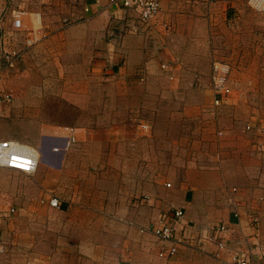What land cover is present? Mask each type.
<instances>
[{
    "label": "crops",
    "instance_id": "crops-1",
    "mask_svg": "<svg viewBox=\"0 0 264 264\" xmlns=\"http://www.w3.org/2000/svg\"><path fill=\"white\" fill-rule=\"evenodd\" d=\"M235 4H237L235 0L213 2L210 0H162L158 12L144 27L138 26L137 33L123 32L121 33L123 35H118L119 38H117L116 29L113 30L115 35L108 32L110 31L108 25L114 22L113 16L125 18L126 21H123L120 26L128 24L130 27L133 26V20L135 21L134 12L124 11L118 1L111 3L109 0H0V34H13V43L17 46H21L27 34L35 40L17 63V67L0 74V97L6 92L12 71L26 66L27 63L29 69L36 68V65L42 62L46 65L54 64L60 72L76 69V77L79 71L78 75L85 78L91 86L99 85L100 79L103 78V82L113 86L112 91H119L118 86H123L125 92L128 86H136L140 82L144 86H159V90L164 92L161 95L165 98L190 102L193 97L190 89L183 88L191 80L188 69L207 66L211 70L209 61L195 53L206 55L205 48L216 46L218 43L224 44V50L236 45L232 48L234 57L229 56V58L242 65L241 69L247 70L249 67H257L250 66V60H252L251 63L255 60V57L250 54L264 52V37L260 34L261 26H253L257 29L256 33L253 32L251 37L242 39L241 44L240 42L235 44L231 34L223 31L219 25L222 23L226 25V22L236 19L231 16V7ZM85 7L87 10L84 9ZM217 8L224 10L225 14L221 19L225 20V23L208 28L207 23L211 22L210 19ZM16 11L22 12L19 17L23 29L20 31H17L13 24ZM261 19L264 20V17ZM253 21L261 20L253 19ZM219 31H223L220 37L217 34ZM201 38L205 48L200 47ZM225 54L221 56L223 58L215 60L230 63ZM162 63L167 64L168 69H162L160 67ZM258 63L260 64L259 60L257 65ZM170 64L174 73V78L172 75L168 76L170 79L173 78L171 81L166 80V78L169 79L168 77L160 75L162 73L160 68L164 71L171 70ZM261 65L263 66L259 68H264L262 60ZM133 73L141 75L142 80L139 77L135 81L131 76ZM251 81L254 82L249 80ZM166 84L175 90L168 93L165 89ZM165 93H168L167 96ZM210 95L212 97L214 94L212 95L210 91ZM76 97L65 96V99H70L74 103L77 99L82 101L79 96ZM232 100L240 102L241 105L246 101L252 102L254 92L245 93L242 89ZM18 103L5 105V101L0 98V113L19 111ZM186 109L187 114H192L190 104ZM127 116L131 115L126 113L123 118ZM236 116L246 121L252 118L250 124L254 128L259 126L263 129L262 133L264 132V123L255 120L257 115L246 113L238 116L236 113ZM166 117L170 116L167 114ZM171 117L168 128L173 134L176 129L173 125V116ZM119 122L120 119L118 121L113 119L110 124L108 123V128L104 129L105 132L111 131L113 135L126 132L128 128L122 130L121 126L125 125ZM159 123H162L160 119ZM259 127L256 133H260ZM84 130L83 128L79 131L80 139ZM153 130L151 129V133L147 134L150 137L148 139L150 144L153 140L157 143L167 142L161 136L158 142L157 136L154 138ZM65 140L66 136L63 134L42 136L43 143L40 148H45V159L42 160L45 166L42 170L37 169L35 174L31 175L32 178L39 180L43 172V178H57L56 180L59 181L65 179L66 182L68 175L77 170L78 165H82L81 171L85 172L84 166L89 165L85 159L77 156L67 157L64 153L65 148L62 147L53 150L52 146H63ZM117 141L118 138L112 139V144L116 147ZM257 142L258 150L263 151L246 155L243 153L245 148L233 146L234 144L231 145L229 142H221L219 146L222 152L217 153L212 162L205 165L193 162L183 169L174 170L167 177L171 180H167L170 181L167 182L169 186L163 184V181L156 182L155 186L150 187L149 194H143L149 200L132 201L133 208L127 212V216L132 219L121 220L118 215L126 210H121L110 199L106 206L93 208L96 213L108 215L106 219L99 218L100 223L97 227V229L106 230V235L100 233L92 237L74 235L71 236L72 238L65 237L62 233L66 227L56 223L57 234L60 236L49 235L36 238L33 235L35 226H31L33 221L29 219L22 223L18 218L13 225L15 237L10 240L11 242L0 241L2 245L0 264H25L26 262L116 264L118 261L121 264H237L233 259L235 256L246 258L250 262L264 263V142L260 140ZM255 145L251 144V148ZM20 181L14 182L11 188L14 193L12 203L19 206L18 210L23 213L30 212V215L32 212L36 213L38 209L44 212L50 211V208L45 205L43 207L32 205L36 183ZM2 195L0 191V210L3 208ZM50 196H53L52 193H47L40 202L47 203ZM26 197L30 198V203L26 201L22 204ZM50 207L62 210L65 204ZM80 208L83 209H80L81 211L89 209L85 205ZM172 208H182L184 211V217L176 227L179 235L185 236L186 242L179 245L178 252L173 256L161 258L157 256V252L169 243L162 240L157 242L154 236L140 235L138 227H146L154 222L158 212ZM220 226H223L224 230L219 231ZM24 229L29 230L26 236L22 234ZM218 242L223 244L222 248L218 247ZM75 245L80 247L73 248Z\"/></svg>",
    "mask_w": 264,
    "mask_h": 264
},
{
    "label": "rangeland",
    "instance_id": "rangeland-1",
    "mask_svg": "<svg viewBox=\"0 0 264 264\" xmlns=\"http://www.w3.org/2000/svg\"><path fill=\"white\" fill-rule=\"evenodd\" d=\"M235 1L237 4L231 7V16L236 19H232L224 25L222 22L225 23V20H222L221 17L225 12L217 8L214 16L210 19L211 22L207 23L208 28L222 23L219 25L223 31L231 34L235 44L238 42L241 44L242 39L251 37L253 32L256 33L257 29L253 27L256 25L261 26L260 34L264 37V20L261 19L264 17V12L256 11L250 7L249 0ZM213 18L218 20L215 21ZM253 19L261 21H253ZM134 25L135 32L133 33H137L138 26H145L139 23H134ZM108 26L109 28L114 26L117 33L123 32L125 28L120 24ZM223 31L217 33L219 37ZM108 32L111 35L114 34L112 30ZM115 36L119 38L118 35ZM200 42V47H204L202 38ZM235 46L226 48L225 52L224 44L218 43L210 48L209 46L204 47L206 55L195 53L209 61L210 66L213 60L220 59L225 53L228 56L230 63L226 62H228L230 70L228 71L227 84L231 92L219 105H214L213 96L210 97V91L213 95L210 80L211 70L207 66L188 69L191 80L183 88L190 89L193 96L190 102L165 98L161 95L164 92L159 90V86H144L140 82L136 86H128L125 92L123 86H118L119 91H112L113 86L103 82V78L100 79L99 85L91 86L85 78L78 75L79 71L76 77V69L60 72L54 64L46 65L39 62L36 68L30 67L29 69L27 63V65L23 64L26 66L18 67L17 70L12 71L9 76L11 81L8 83L6 91L13 98L7 104L5 102V105L19 102L20 110L8 112V114L7 111L0 113V139L17 138L40 148L44 135L63 134L67 139V136L73 134L74 142L65 147V155L85 159L89 165L84 166L85 172L81 171L83 166L78 165L77 170L68 175L66 182L65 179L59 181L56 180L57 178H43L42 171L41 178L37 180L35 177L32 178L16 170L0 168V191L3 193V208L0 210V241L7 243L15 237L13 225L18 218L22 223L29 219L33 221L31 226H35L33 235L36 238L49 235L60 236L57 234L56 223L66 227L62 233V236L65 237L73 235L92 237L98 236L100 233L106 235V230L97 229V227L100 223L99 218L106 219L108 215L96 213L93 208L106 206L109 199L121 210H126L119 215L116 213L121 220L132 219L127 216V212L133 208V200L144 198L143 194H149L150 187L155 186L156 182L163 181V184L170 182L171 180L167 177L174 170L183 169L193 162L204 163V165L212 162L213 157L222 152L219 146L221 142H229L231 145L234 144L233 146L245 148L243 149L245 155L263 151L262 149L258 150L259 143L257 142L259 140L264 142L263 129L259 126L254 128L250 124L252 118L246 121L237 117L236 113L238 116L246 113L255 114L257 115L255 120L264 123V68H259V66H263L261 60L264 61V52L250 54L255 57L254 62L251 63L252 60H250V66L258 68L249 67L247 70H243L241 69L242 65L229 58V56L234 57L232 48ZM256 60H259L260 64L257 65ZM160 70L162 72L160 75L164 77L172 75L174 78L172 65L170 71H164L161 68ZM131 76L135 81L139 77L141 80L143 78L137 73H133ZM168 78L166 80L173 79ZM249 80L254 82H249ZM166 85L165 89L168 93L175 90L169 84ZM242 89L245 93L252 94L254 92V100H251L252 102L245 100L243 106L240 102L232 100L235 95L238 96ZM168 93L165 95L167 96ZM65 96H79L82 101L77 99V102L74 103L70 99H65ZM189 104L192 108L190 115L187 114L186 109ZM126 113L131 116L123 118ZM167 114L170 117H166ZM171 116H173V125L176 129L173 134L171 131L169 132L168 128V122L172 120ZM113 119L116 121L120 119L119 123L125 125L121 126L122 130L123 128H128V130L118 135L117 133L113 135L111 131L105 132L104 129L108 128V123L110 124ZM159 119L162 123H159ZM137 125L138 128H136ZM248 125L250 128H247ZM257 127L260 128V133L255 132ZM83 128L86 131H83L82 139H84L82 141L79 131ZM151 129H155L153 130L154 138L157 136L158 142L160 136L164 137L167 142L157 143L153 140L150 144L148 142L150 137L147 134L151 133ZM251 131L253 132L251 133ZM115 138H118L117 147L112 144V139ZM251 144L256 145L251 148ZM247 146L248 148H246ZM193 158L194 160H192ZM44 166L45 163L40 157L38 170H42ZM20 180L36 183V190L32 196L34 204L32 205L38 207L45 205L50 208L51 212L38 209L36 213L32 212L30 215V212L23 213L18 210L19 206L12 203L14 193L11 188L14 182L17 183ZM47 193H52L53 196L50 197H57L62 204H65L64 209L51 208L48 206V202H40V199H43ZM26 201L30 203V198L26 197L22 204ZM83 205L89 209L81 211L80 206ZM135 210L138 211V209ZM158 214L159 212L155 215V220ZM133 220L135 219L133 218ZM134 225L136 224L134 223ZM28 233V229H24L22 232L25 236ZM139 234L154 236L157 242L159 241L150 232L139 231ZM79 247L80 245H75L73 248Z\"/></svg>",
    "mask_w": 264,
    "mask_h": 264
},
{
    "label": "built area",
    "instance_id": "built-area-1",
    "mask_svg": "<svg viewBox=\"0 0 264 264\" xmlns=\"http://www.w3.org/2000/svg\"><path fill=\"white\" fill-rule=\"evenodd\" d=\"M120 4V7L124 11H132L135 14V21L133 20V26L125 24L123 32L134 31V23H140L141 25H146L151 17H153L161 6L162 0H109V2H117ZM215 1V0H210ZM249 5L254 10L264 11V0H249ZM87 10V7L84 8ZM22 12L16 11L15 17L13 18V24L17 31L23 29L21 19L19 15ZM131 17V18H133ZM112 20L114 21L111 25L122 24L123 21H126L125 18H118L113 16ZM22 27V28H21ZM114 30V26L109 28ZM25 30V28H24ZM118 32L117 35H123ZM114 33V32H113ZM114 33L113 35H115ZM13 34L5 35L4 33L0 34V74L8 71L9 69L14 68L19 60L26 54L29 47H31L35 40L34 38L27 34L24 36L21 46H17L13 43ZM160 67L164 70L168 69V65L162 63ZM230 66L228 62L222 60H214L211 65L210 80L211 87L213 91V103L214 105H219L223 103L226 99V96L231 92L228 87V71ZM11 94L6 91L2 94L1 100L9 102L11 100ZM247 128H250L248 125ZM221 134V132H218ZM74 135L71 134L67 136V139L64 141L62 148H65L70 143L74 142ZM60 147H54V150H58ZM41 153L38 147L29 144L25 141H22L17 138H2L0 139V168H7L11 170H16L27 174L29 176L35 174L38 169ZM169 186V183L165 184ZM149 198L145 196L140 198L139 202L147 201ZM48 204L52 207H59L61 202L57 197H50L48 199ZM184 217V211L182 208H172L168 210H162L159 212L158 217L154 222L150 223L146 227H139L140 232H150L154 234L159 240L167 241L169 245L162 246L157 252V256L169 257L173 256L178 252V247L180 244L186 242L185 236H180L177 231V224L182 221ZM218 230H224L223 226H220ZM218 247L222 248L223 244L218 242ZM2 250V245L0 243V251ZM237 264H264L259 261L250 262L246 258H236ZM25 264H32L31 262H26ZM116 264H121V262H116Z\"/></svg>",
    "mask_w": 264,
    "mask_h": 264
},
{
    "label": "water",
    "instance_id": "water-1",
    "mask_svg": "<svg viewBox=\"0 0 264 264\" xmlns=\"http://www.w3.org/2000/svg\"><path fill=\"white\" fill-rule=\"evenodd\" d=\"M39 150L42 153L41 159L42 160L45 159V152H44L45 148H39Z\"/></svg>",
    "mask_w": 264,
    "mask_h": 264
}]
</instances>
